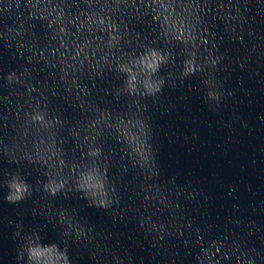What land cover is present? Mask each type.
Returning <instances> with one entry per match:
<instances>
[{
  "label": "water",
  "instance_id": "95a60500",
  "mask_svg": "<svg viewBox=\"0 0 264 264\" xmlns=\"http://www.w3.org/2000/svg\"><path fill=\"white\" fill-rule=\"evenodd\" d=\"M0 264H264V0H0Z\"/></svg>",
  "mask_w": 264,
  "mask_h": 264
},
{
  "label": "clouds",
  "instance_id": "9594fccd",
  "mask_svg": "<svg viewBox=\"0 0 264 264\" xmlns=\"http://www.w3.org/2000/svg\"><path fill=\"white\" fill-rule=\"evenodd\" d=\"M146 87H147V85H146ZM11 187H13V188H15V192L16 193H20L21 192V188H20V186L19 185H16V184H13ZM20 197H19V195H16V196H9L8 197V199H19ZM30 253H31V250H30Z\"/></svg>",
  "mask_w": 264,
  "mask_h": 264
}]
</instances>
